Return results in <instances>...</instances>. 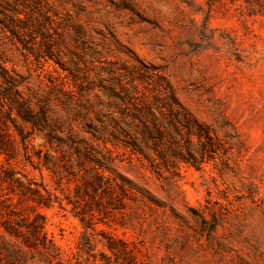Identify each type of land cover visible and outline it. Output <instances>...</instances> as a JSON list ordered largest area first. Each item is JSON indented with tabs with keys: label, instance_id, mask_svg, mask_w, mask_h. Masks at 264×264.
<instances>
[{
	"label": "rangeland",
	"instance_id": "obj_1",
	"mask_svg": "<svg viewBox=\"0 0 264 264\" xmlns=\"http://www.w3.org/2000/svg\"><path fill=\"white\" fill-rule=\"evenodd\" d=\"M3 71L45 107L53 140L0 126L16 139L0 154V233L39 213L51 264H264V0H0ZM121 86L173 94L209 129L212 159L155 173L107 142ZM3 239L27 251L16 264H49Z\"/></svg>",
	"mask_w": 264,
	"mask_h": 264
},
{
	"label": "trees",
	"instance_id": "obj_2",
	"mask_svg": "<svg viewBox=\"0 0 264 264\" xmlns=\"http://www.w3.org/2000/svg\"><path fill=\"white\" fill-rule=\"evenodd\" d=\"M4 74V71L0 73V126L7 129L10 123L22 145L35 132L43 134L45 141L50 143L53 136L45 107L42 104H35L33 107L31 102L23 99L15 82ZM121 93L123 96L112 94L121 103L116 108L119 117H110L103 124V131L111 127L114 139L107 142L130 149L132 154L139 156L138 159L146 160L155 173H159L156 170L160 166L158 160L164 167L165 162H170L172 158L199 168L206 160L212 159L210 153H215L217 147L212 143L209 129L192 118L173 94L151 95L149 99L145 93L128 92L124 86H121ZM93 131L100 133L96 127ZM14 144L16 139L13 135L0 132V154L12 150ZM48 159L49 156L44 158V167H47ZM92 170L96 176L92 187L101 188L104 177L98 169ZM29 185L19 186L21 194L24 196L29 193L31 196L28 199L33 203L46 206L44 201L47 198L37 188L32 189ZM16 214L17 212L14 213ZM6 222L5 232L0 233V239L3 240L0 242V264H16L19 257L25 258L27 255V251L19 243L4 241V237L15 238L16 241L21 239L28 250L45 256L49 264L60 255V248L48 236L45 219L39 213H35L31 220L16 219L14 225L7 220ZM22 235L26 237L20 238Z\"/></svg>",
	"mask_w": 264,
	"mask_h": 264
}]
</instances>
